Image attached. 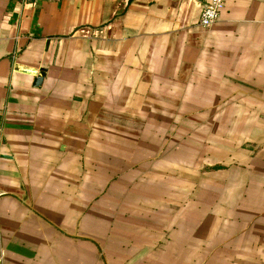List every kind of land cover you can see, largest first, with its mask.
Listing matches in <instances>:
<instances>
[{
    "label": "crops",
    "instance_id": "1",
    "mask_svg": "<svg viewBox=\"0 0 264 264\" xmlns=\"http://www.w3.org/2000/svg\"><path fill=\"white\" fill-rule=\"evenodd\" d=\"M204 2L0 0V264H264V0Z\"/></svg>",
    "mask_w": 264,
    "mask_h": 264
},
{
    "label": "built area",
    "instance_id": "2",
    "mask_svg": "<svg viewBox=\"0 0 264 264\" xmlns=\"http://www.w3.org/2000/svg\"><path fill=\"white\" fill-rule=\"evenodd\" d=\"M225 2L226 0H205L204 4H202L200 25L204 28L214 26L220 17Z\"/></svg>",
    "mask_w": 264,
    "mask_h": 264
},
{
    "label": "water",
    "instance_id": "3",
    "mask_svg": "<svg viewBox=\"0 0 264 264\" xmlns=\"http://www.w3.org/2000/svg\"><path fill=\"white\" fill-rule=\"evenodd\" d=\"M47 70L46 69H41L37 74L36 78L34 79V87L40 88L41 85L43 84V81L46 77Z\"/></svg>",
    "mask_w": 264,
    "mask_h": 264
},
{
    "label": "trees",
    "instance_id": "4",
    "mask_svg": "<svg viewBox=\"0 0 264 264\" xmlns=\"http://www.w3.org/2000/svg\"><path fill=\"white\" fill-rule=\"evenodd\" d=\"M134 0H129V2L131 3V2H133Z\"/></svg>",
    "mask_w": 264,
    "mask_h": 264
}]
</instances>
